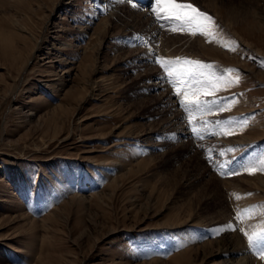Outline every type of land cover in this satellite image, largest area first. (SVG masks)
<instances>
[{
    "label": "rangeland",
    "instance_id": "rangeland-1",
    "mask_svg": "<svg viewBox=\"0 0 264 264\" xmlns=\"http://www.w3.org/2000/svg\"><path fill=\"white\" fill-rule=\"evenodd\" d=\"M108 1L0 0V264H264V0Z\"/></svg>",
    "mask_w": 264,
    "mask_h": 264
},
{
    "label": "snow or ice",
    "instance_id": "snow-or-ice-1",
    "mask_svg": "<svg viewBox=\"0 0 264 264\" xmlns=\"http://www.w3.org/2000/svg\"><path fill=\"white\" fill-rule=\"evenodd\" d=\"M156 3L160 4L161 0H156ZM165 14L169 15L170 17L185 20L186 23L194 29H202L207 27V24L205 22H212L214 24V21H211V17L207 16L205 13L198 11L192 5L175 3L174 0H168L165 9ZM192 34L195 35L197 33L193 31ZM190 63H194L196 65L200 64L199 61H190ZM197 103L200 104L203 102ZM261 170H264V160L261 161ZM245 235H247V233H245ZM248 238L250 243H254L253 238L251 236H249Z\"/></svg>",
    "mask_w": 264,
    "mask_h": 264
},
{
    "label": "bare ground",
    "instance_id": "bare-ground-1",
    "mask_svg": "<svg viewBox=\"0 0 264 264\" xmlns=\"http://www.w3.org/2000/svg\"><path fill=\"white\" fill-rule=\"evenodd\" d=\"M104 4L106 3H109V1L108 0H104V2H103ZM148 10V9H147ZM147 12V11H146ZM110 14H111V12H110ZM148 14V13H147ZM112 15V14H111ZM113 16V15H112ZM120 18V17H119ZM153 21V20H152ZM140 22V21H139ZM104 25V24H103ZM102 26V25H101ZM21 27H23L22 25H21ZM25 28V27H24ZM102 28V27H101ZM2 29V28H1ZM105 29H106V26H105ZM107 30V29H106ZM23 31H25V30H23ZM102 32V31H101ZM25 33V32H24ZM109 33V32H108ZM5 34V33H4ZM22 34H20V36H21ZM44 36V35H43ZM105 37V36H104ZM22 38H25V36L24 37H22ZM0 39H1V41L0 42H4V41H2V39L3 40H5V38L2 36V34H0ZM10 39V38H9ZM103 39V38H102ZM6 41V40H5ZM44 41H45V39H44ZM101 42V41H100ZM7 44V43H6ZM12 44V43H11ZM40 44H41V40H40V42H38V46H37V44L36 45H34L35 47L37 46V49L40 47ZM55 44V43H54ZM65 44L66 43H63V42H61L60 43V49H64L65 48ZM5 45V44H4ZM8 46V45H7ZM102 46H103V44H102ZM101 46V47H102ZM88 47V46H87ZM35 49V48H34ZM101 49V48H100ZM11 50V49H10ZM161 51V50H160ZM87 52V51H86ZM90 52V51H89ZM102 52V51H101ZM101 52H98L97 53V55H95L96 56V60H95V65H94V67H93V71H95V73H98L97 71H96V67H97V63L99 62H97V59H98V56L101 54ZM12 56V55H11ZM90 56V55H89ZM12 58V57H11ZM50 61V60H49ZM87 66V65H86ZM98 70V69H97ZM98 74H100V73H98ZM92 78V77H91ZM98 79H100V78H98ZM56 83H58V84H63L64 82L63 81H61L60 79L59 80H55L54 82H53V84H56ZM89 84V83H88ZM91 89H92V92H93V95L95 94V90H96V87L94 86V84H93V86L91 87ZM90 90V89H89ZM229 235V234H228ZM234 235V234H233ZM228 237V236H227ZM232 238V237H231ZM217 240H219V239H217ZM226 241V243L228 242V240L226 239L225 240ZM234 242V241H233ZM211 243V242H210ZM217 243V242H216ZM229 243V242H228ZM232 244V243H231ZM235 244V243H234ZM221 245V244H220ZM241 245H243V244H241ZM240 245V246H241ZM222 246V245H221ZM229 246V245H228ZM238 246V245H237ZM233 247V246H232ZM238 248V247H237ZM246 248L243 246H241L240 248H238V250H234V249H231V248H224V254L226 255V253H233V252H239L242 256L241 257H239L238 258V263H240V264H242V263H246V262H249V261H251L250 260V257L249 256H247L246 255ZM248 254V253H247ZM229 256H231V254H229ZM233 257V256H232ZM227 260V259H226ZM237 263V264H238Z\"/></svg>",
    "mask_w": 264,
    "mask_h": 264
}]
</instances>
